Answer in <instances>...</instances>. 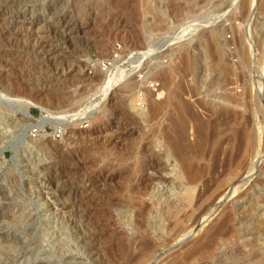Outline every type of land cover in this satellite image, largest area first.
I'll return each instance as SVG.
<instances>
[{"label":"rangeland","instance_id":"rangeland-1","mask_svg":"<svg viewBox=\"0 0 264 264\" xmlns=\"http://www.w3.org/2000/svg\"><path fill=\"white\" fill-rule=\"evenodd\" d=\"M238 1L226 17L234 0H0V92L34 102V119L56 118L32 133L0 99V264H264V0L252 21V0ZM179 31L180 44L155 50ZM110 70L126 78L104 96ZM175 102L185 105L190 149L205 124L201 157L191 158L202 182L212 193L225 181L229 192L218 208L205 194L183 220L186 236L148 206L174 198L176 181H140L149 158L173 162ZM166 172L176 178L177 169ZM248 175L254 187L243 184ZM225 213L223 232L211 235Z\"/></svg>","mask_w":264,"mask_h":264},{"label":"bare ground","instance_id":"bare-ground-1","mask_svg":"<svg viewBox=\"0 0 264 264\" xmlns=\"http://www.w3.org/2000/svg\"><path fill=\"white\" fill-rule=\"evenodd\" d=\"M256 1L257 0H252L251 1V6H252V9H251V13L250 15L248 14V17L251 21H252V18L255 16L254 13L256 11L255 7H256ZM239 1L238 0H234V2L230 5L229 9L221 16H231V11L232 9L237 5ZM249 20L247 26L249 27V25L251 24V21ZM195 25V23H194ZM193 25V26H194ZM196 29V27L194 26L192 28V30L194 31ZM89 31V30H88ZM186 35V33H183L181 31L179 32H175L173 33L171 36H167L163 39L162 43L157 45L156 49L155 50H159V52H161L163 49H167V48H171L173 47L174 45H177V44H180L182 41H183V37ZM139 41V40H138ZM148 52V57H150V54L153 53V50H150V54H149V51ZM164 52V51H163ZM146 55V53H145ZM111 71V70H110ZM125 74H123L122 71L120 70H114V73L113 71H111L108 75V79L107 81H104V83L102 84L103 86V89L101 87V90H102V93L104 94V96L107 95V93H111L112 90H115V88H117V86H119L120 84V81L123 80V78L125 79L126 77H124ZM164 77V76H163ZM162 78V77H161ZM162 83H165L166 81H164V79L162 78L161 79ZM142 82V81H141ZM139 82V83H141ZM58 83V82H57ZM1 91V90H0ZM116 91V90H115ZM3 92V91H2ZM113 93V92H112ZM151 91L148 90V94H150ZM155 93H157L155 91ZM154 93V94H155ZM10 95V94H9ZM157 96H161V93H157L155 94V97ZM114 96V95H113ZM154 96V95H153ZM111 97H112V94H111ZM116 98V97H115ZM157 98V97H156ZM0 99L3 101L5 100L6 103L8 104H14L13 107H11V110H13V113H17L18 115H21L24 119H26V121L30 122V129L32 130V133H36L38 131H42L43 129V126L48 124L50 122V120L54 119L56 120L55 117H50L48 114L46 116H41V118L39 119H34L32 118L29 113H28V108L30 107H35L36 104L34 102H32L31 100L30 101H26L22 98V100H16L14 99L13 97L10 98L8 97V95H3L1 94L0 92ZM157 100V99H156ZM116 101V100H114ZM166 97H164V99H162V101H159L157 103V109H161L165 106L166 104ZM122 102V101H121ZM232 102V101H231ZM119 104V103H118ZM233 104H236L233 108H236L237 106V102L233 101ZM185 106V105H184ZM183 106L182 103L180 102H175L174 105H173V108L174 110L179 113L181 115V117L177 120H173L172 122L170 121V125H169V130L172 132V136H170L171 138L168 140V148L170 150V153L173 155L172 158H173V162L170 163L171 165H168V166H165V165H161L160 163L158 162H153L152 160H150L149 158V163H148V176H144L143 178H141V184H145L148 182V187L151 186V184L153 183H162V184H174L175 181H176V189H177V192L179 190L180 191H183L182 194H180L178 192V194H174V198H167L165 197L164 200H161V199H158V200H155L153 202V200L151 201L150 200V203H148V206L149 207H152V206H156V203L160 209V211L162 212V214H165L166 216H169L173 219V225L176 226L180 232H185L186 231V228L185 226H183V220L188 216V214H192L193 211L197 210L199 207H201V203L203 202V198L205 197V194L209 193L210 196H207L209 197V199L207 201H204L205 203H209V204H213L214 207H217L218 205L220 206L221 204L223 203H218L220 200L222 201V199H226V197L228 196L229 192H227V185H226V182L225 181H219L217 184H214L213 185V189H212V193L208 192L209 189H210V179L207 181V183H204L202 182L203 180V172H204V169H202L201 167H199L197 164H194L192 163V160L191 158H195V159H199V157H201V148L202 146L205 144L206 140L208 139V136H207V133L205 131L206 127H205V124H202V123H199L198 124V132H197V135H196V141L195 143L192 145V149H190L188 147V145L186 146V144L184 143V138L182 136V127H183V120H184V117H185V114H186V109L185 107ZM5 108V106H4ZM187 108V106H186ZM6 110H8L7 108H5ZM40 110L42 111V108H40ZM158 111V110H157ZM156 113V112H155ZM199 114V113H197ZM196 116V115H195ZM197 117V116H196ZM61 118V117H60ZM18 120V119H17ZM58 120V119H57ZM60 120V119H59ZM172 120V119H171ZM197 120V118H196ZM195 122V121H194ZM198 122V121H197ZM52 124V123H51ZM55 126H58V124L54 123ZM197 124V123H196ZM218 125V124H217ZM196 127V128H197ZM35 128V129H34ZM211 131V130H210ZM32 133L30 134V137H32ZM195 134V133H194ZM210 134V132H209ZM170 135V134H169ZM110 136V135H109ZM167 138V137H166ZM258 140V139H257ZM225 141V140H224ZM252 141V140H251ZM252 144V142H251ZM254 144V143H253ZM207 149V148H206ZM55 150H56V147H55ZM221 150V149H220ZM263 152V151H262ZM219 153V152H218ZM240 153V152H239ZM0 156H2V153H0ZM216 160V159H215ZM214 160V161H215ZM217 163V162H216ZM167 165V164H166ZM223 166V165H222ZM226 166V165H225ZM171 167L172 168H175V170L177 169V173H176V178H172L167 174H165V171H167L169 168ZM213 167H216V164L215 166L213 165L211 168V170H213L214 168ZM213 168V169H212ZM225 168V167H224ZM227 170V168H226ZM225 171V169H224ZM242 171V170H240ZM226 172V171H225ZM228 172V171H227ZM212 173V172H211ZM210 173V174H211ZM221 173V171H220ZM236 173H238L236 171ZM244 173V172H242ZM211 176V175H210ZM225 176V174H224ZM224 176H222L224 178ZM244 176V175H243ZM250 176L251 175H248V177L245 178V181L243 182V184H248L249 187H254V183H251L248 181V179H250ZM220 177V178H222ZM242 177V175H241ZM212 178H214V175H212ZM211 178V179H212ZM229 179H231L230 177H228ZM243 178V177H242ZM113 176H110V175H104L102 177V182L103 184H107L109 182H111L113 180ZM219 179V177H218ZM217 179V180H218ZM241 179V178H240ZM213 180V179H212ZM215 180V179H214ZM213 180V181H214ZM216 180V181H217ZM227 180V179H226ZM238 180V179H236ZM234 182V181H233ZM113 183V182H112ZM240 183V182H239ZM239 183H237L239 185ZM242 183V182H241ZM234 184V183H232ZM236 184V185H237ZM140 185V184H139ZM201 185V186H200ZM226 185V186H225ZM231 185V184H230ZM202 187V190H200L197 195L193 193L195 192V189L197 187ZM233 186V185H232ZM138 187V186H137ZM232 188V187H230ZM229 188V190H230ZM236 188V187H235ZM200 189V188H198ZM237 189V188H236ZM138 190V189H137ZM140 190V189H139ZM207 190V191H206ZM143 192V190H141ZM145 191V190H144ZM232 191V190H231ZM235 192V191H233ZM140 193V191H139ZM144 193V192H143ZM239 196V195H238ZM170 197V196H169ZM206 199V197H205ZM219 199V201L217 202L218 204H216L215 202ZM229 199H227L226 201H228ZM225 201V200H224ZM149 202V201H148ZM155 203V204H153ZM215 203V204H214ZM208 204V205H209ZM145 205V204H144ZM205 204H203L204 206ZM202 206V207H203ZM156 206V210L158 208ZM212 207V206H211ZM213 207V208H214ZM218 208V207H217ZM158 209V210H159ZM201 209V208H200ZM210 209V207H209ZM208 209V210H209ZM150 210V209H149ZM155 210V209H154ZM153 210V211H154ZM202 210V209H201ZM212 210L213 212H216L217 209H210ZM151 211V210H150ZM157 212V211H156ZM190 216V215H189ZM212 216V215H211ZM164 217V216H163ZM165 218V217H164ZM209 218V217H208ZM230 220V216L229 214L225 213L224 216H223V219L220 223H218L217 225H215L213 227V230H212V233L211 235L215 236V235H218L221 231L223 232V227L224 225ZM171 221V220H170ZM142 222V221H141ZM172 222V221H171ZM166 226H168V224H166ZM170 226V224H169ZM190 226V225H189ZM139 227H140V224H139ZM138 227V228H139ZM169 228V227H168ZM192 228V227H191ZM127 229V228H126ZM125 229V230H126ZM130 229V228H129ZM132 229V228H131ZM189 229V227H188ZM187 229V233L184 234V236L188 235V233H190V231L192 232V230H188ZM143 230V229H141ZM129 232V231H128ZM161 232V230H160ZM163 232V231H162ZM133 233V232H132ZM142 233V232H141ZM148 233V232H147ZM157 233V232H156ZM179 233V232H178ZM152 234V233H151ZM150 234V235H151ZM227 234V233H226ZM125 235V234H124ZM162 235V234H161ZM181 235V234H180ZM118 236V235H117ZM152 236V235H151ZM156 236V235H155ZM158 236V235H157ZM119 237V236H118ZM154 237V236H153ZM210 237V236H209ZM149 238V236H148ZM134 239V238H133ZM174 239V238H173ZM173 239H171L172 241H174ZM178 239V238H177ZM181 239V238H180ZM145 240V239H144ZM153 240V239H152ZM156 240V239H155ZM179 240V239H178ZM182 240V239H181ZM180 240V241H181ZM184 240V239H183ZM133 241V240H132ZM143 241V240H142ZM150 241V240H149ZM177 241V240H176ZM145 242V241H144ZM150 242H153V241H150ZM149 242V243H150ZM138 243V241H137ZM142 243V242H141ZM133 244V243H131ZM140 244V242H139ZM143 244V243H142ZM145 244V243H144ZM143 244V245H144ZM142 245V246H143ZM156 245V244H155ZM198 247L199 245H201V242H199L198 244ZM138 245L136 244L135 247H137ZM150 246H154V245H150ZM122 247V246H121ZM141 247V245H140ZM157 247V245H156ZM203 247V245L201 246ZM134 248V247H133ZM139 248V246H138ZM142 248L144 247H141V250ZM146 248L148 251H146V255H143V254H139L141 255V257H143L144 259L149 257L150 256V251L152 250L151 247L148 249V245H146ZM123 249V248H122ZM126 249V248H125ZM140 249V248H139ZM151 249V250H150ZM95 250V249H94ZM97 251L94 253V255H99L101 252H100V248L97 247L96 249ZM124 250V249H123ZM134 250V249H133ZM133 250H131L133 252ZM138 250V249H137ZM136 248L134 251H137ZM129 251V250H128ZM108 252V251H107ZM144 250L141 252L143 253ZM152 252V251H151ZM110 253V252H108ZM105 252V254H108ZM116 253V252H115ZM114 253V254H115ZM124 253V251H123ZM127 253V252H126ZM139 253V252H138ZM121 254V253H120ZM119 254V255H120ZM136 254V253H135ZM155 254V252H154ZM116 255V254H115ZM118 255V253H117ZM126 255V254H125ZM124 255V256H125ZM143 255V256H142ZM131 258V254L129 255ZM137 255H135L134 257H136ZM93 257V256H92ZM112 257H115V256H111L110 259H112ZM121 257V256H120ZM128 257V256H127ZM126 257V258H127ZM140 257V258H141ZM152 257V256H151ZM117 258V257H116ZM133 258V257H132ZM137 258V257H136ZM150 258V257H149ZM109 259V260H110ZM120 259V258H119ZM123 262L122 264H126L127 263V259H125V257L123 258ZM114 262V259H112ZM131 260V259H129ZM140 260V259H139ZM139 260H136V262H139ZM149 260V259H148ZM146 260V261H148ZM151 260V259H150ZM133 261V259L131 260V262ZM111 263V261H110ZM116 263V262H115ZM118 263V262H117ZM135 263H130V264H135Z\"/></svg>","mask_w":264,"mask_h":264},{"label":"built area","instance_id":"built-area-1","mask_svg":"<svg viewBox=\"0 0 264 264\" xmlns=\"http://www.w3.org/2000/svg\"><path fill=\"white\" fill-rule=\"evenodd\" d=\"M117 53H118V50H117V49H114V56H113L114 59L117 58ZM105 65H107V64H105V63L102 64V66H101V70H99L100 72H108V71H109V70H104V69H106V68H105ZM91 71H92V70H90V68H88V70H87V72L85 73V75L88 76V77H92V76H94L93 72H91ZM141 78H142V77H140V80H139V81H142ZM141 83H145V81H144V82L142 81ZM149 89H151L152 91H156V90L159 89V85H158L157 83H153V82H151V83L149 84Z\"/></svg>","mask_w":264,"mask_h":264}]
</instances>
